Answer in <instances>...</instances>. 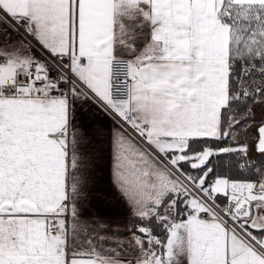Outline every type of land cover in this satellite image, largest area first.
Masks as SVG:
<instances>
[{
	"label": "snow or ice",
	"instance_id": "6c2138e0",
	"mask_svg": "<svg viewBox=\"0 0 264 264\" xmlns=\"http://www.w3.org/2000/svg\"><path fill=\"white\" fill-rule=\"evenodd\" d=\"M0 264H264V0H0Z\"/></svg>",
	"mask_w": 264,
	"mask_h": 264
},
{
	"label": "crops",
	"instance_id": "0c3cea01",
	"mask_svg": "<svg viewBox=\"0 0 264 264\" xmlns=\"http://www.w3.org/2000/svg\"><path fill=\"white\" fill-rule=\"evenodd\" d=\"M97 116L99 117L98 120V126L99 124H106L107 121L105 118L97 113ZM99 192L97 193L98 196L101 197V199H93L92 203L96 205L97 208L100 209H116L118 208V204L116 200L111 199V193L108 192L107 190V170L106 168L99 174ZM113 226H116L117 224H122L123 223V217L121 215L120 218L113 219L110 221Z\"/></svg>",
	"mask_w": 264,
	"mask_h": 264
}]
</instances>
